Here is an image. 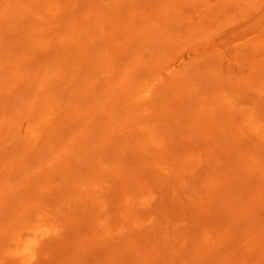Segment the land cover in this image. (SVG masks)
I'll return each mask as SVG.
<instances>
[{"label": "rangeland", "instance_id": "1", "mask_svg": "<svg viewBox=\"0 0 264 264\" xmlns=\"http://www.w3.org/2000/svg\"><path fill=\"white\" fill-rule=\"evenodd\" d=\"M0 264H264V0H0Z\"/></svg>", "mask_w": 264, "mask_h": 264}, {"label": "bare ground", "instance_id": "2", "mask_svg": "<svg viewBox=\"0 0 264 264\" xmlns=\"http://www.w3.org/2000/svg\"><path fill=\"white\" fill-rule=\"evenodd\" d=\"M36 230L37 229H34L33 233L31 232V230H27L24 233H22L20 236H14L12 238L13 243L18 245L17 250L19 252L24 254L25 252H27V250H29L34 245L35 240L24 238L23 235L30 234V233L37 235L38 233L37 232L35 233Z\"/></svg>", "mask_w": 264, "mask_h": 264}]
</instances>
